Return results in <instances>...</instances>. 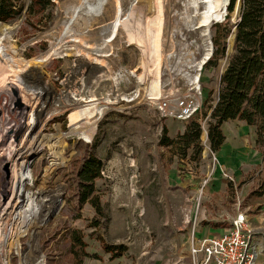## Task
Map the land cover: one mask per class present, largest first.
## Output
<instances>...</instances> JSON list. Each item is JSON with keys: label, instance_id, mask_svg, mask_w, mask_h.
I'll list each match as a JSON object with an SVG mask.
<instances>
[{"label": "rangeland", "instance_id": "obj_1", "mask_svg": "<svg viewBox=\"0 0 264 264\" xmlns=\"http://www.w3.org/2000/svg\"><path fill=\"white\" fill-rule=\"evenodd\" d=\"M111 1L119 3L122 17L138 9L144 19L153 18V26L145 21L153 33L161 14L159 70L152 80L155 97L151 77L146 78L144 54L122 27L99 56L72 49L79 45L75 39L100 45L109 36L115 16L110 4L104 11H92L84 0H54V20L43 30L35 31L22 20L0 22L2 44L14 48L22 59H34L52 45L60 48L54 59L17 74L7 72L0 59V188L10 178L5 163L11 150L35 142L23 185L32 199L8 244V225L5 229L0 247L4 264H73L72 231L93 256L80 255L83 264H198L193 243L219 235L241 212L258 247L254 264H264V195H255L264 190V148L256 143L255 127L238 120L224 123L225 141L217 153L209 149L207 138L200 137L203 149L197 161L170 158L158 146L164 127L174 138L189 121L180 122L161 108L176 93L195 95L202 133L207 132L203 111L216 100L227 58L201 70L196 63L207 49L211 57L217 24L229 31L224 41L226 56L231 55L239 0H234L231 11L226 0L227 17L207 29L198 27L204 5L194 9L193 0ZM105 72L107 76H100ZM196 76L199 88L192 91ZM90 94L93 97L79 102ZM84 107L91 112L80 110ZM85 113L99 120L91 132L74 133L89 127L82 120ZM74 116L78 124L71 126ZM88 153L102 161V178L95 183L104 209L98 227L94 210L89 205L79 208L74 191L76 170ZM27 222L29 229L13 242ZM101 243L127 250L111 259Z\"/></svg>", "mask_w": 264, "mask_h": 264}, {"label": "trees", "instance_id": "obj_2", "mask_svg": "<svg viewBox=\"0 0 264 264\" xmlns=\"http://www.w3.org/2000/svg\"><path fill=\"white\" fill-rule=\"evenodd\" d=\"M233 4L234 0H230L227 8L229 11L232 10ZM55 8L54 0H0V22L12 24L22 20L25 26L35 31L43 30L53 22ZM222 27L221 24L216 25L217 30L212 39L213 52L205 63L215 64L219 59L227 58L219 79L216 100L203 111V116L208 118L209 149L214 153L220 151L225 141L221 127L224 123L234 120L255 127L256 143L264 148V0H240L239 17L234 26L233 51L228 57L224 39L229 31L224 32ZM197 115L190 118L183 131L178 132L174 138L168 136L166 127L163 128L158 146L164 149L170 158H188L190 162L200 158L203 149L200 138L202 128ZM77 124L78 118L74 116L71 126ZM83 139L89 142L87 138ZM56 155L62 157L59 151ZM101 178V159L93 153H88L76 170L74 191L79 208L89 205L94 210L97 216L94 227L99 226L104 213L95 186L96 181ZM255 195L263 196L264 190L256 192ZM28 229L29 222L18 230L13 242H19V237ZM70 236L74 249L70 251L73 264H83L82 256L93 257L85 252V243L76 231H72ZM102 248L111 259L120 258L127 250L123 245L102 244Z\"/></svg>", "mask_w": 264, "mask_h": 264}, {"label": "bare ground", "instance_id": "obj_3", "mask_svg": "<svg viewBox=\"0 0 264 264\" xmlns=\"http://www.w3.org/2000/svg\"><path fill=\"white\" fill-rule=\"evenodd\" d=\"M117 1V0H115ZM84 2L88 5L90 9L95 10L98 9L100 11H104L105 7L110 4L112 5L113 11H114V20L112 22L111 29L109 31V36L102 41L100 45H87L86 41L83 38L75 39L73 38L75 43H78L77 48H72L76 50V53L82 54L85 53L87 55L94 54L96 56H99L102 53V50L105 49V47L110 46V42L114 40V36L118 30L119 27H122L125 32L127 33L129 40L134 43L144 54V66H147V77H151V81L149 84L150 92H155V89L152 85V80L154 77V74L157 73L158 69V59H159V39L157 34L159 31V28H161V17H156L155 20L157 22L156 25L158 28H156V33H153V31L148 30L146 28L145 21L149 20L150 25L154 22V19H144L143 14L140 13L137 10L129 12L125 17L120 16L121 15V8L119 6L118 2H109V0H84ZM199 4L204 5V11L200 14V20H199V28H205L207 29L212 23L220 22L224 19V16H226V0H193V7L194 9L199 6ZM136 9V8H135ZM142 9V8H141ZM240 9V4L237 5L236 10L234 12V15L236 16L238 13V10ZM156 10V8H155ZM201 10V9H200ZM158 11V10H157ZM155 11V12H157ZM143 12V11H142ZM158 13V12H157ZM155 13V14H157ZM161 13V12H160ZM159 14V13H158ZM146 17V16H145ZM161 21V22H160ZM160 23V24H159ZM148 25V23H147ZM153 26V25H152ZM229 44V49L231 47V43H233V36H231ZM112 43V42H111ZM55 45V44H54ZM72 46V45H71ZM76 47V46H75ZM60 48H56L55 46L49 47L44 53H42L40 56L27 60L20 58L17 53L14 52V48L10 47V45L5 47L2 44V39L0 38V59L3 62L2 64L6 68L7 72L11 73H18L20 71H23L29 67L35 66V65H42L50 60L54 59L59 55ZM70 52V51H69ZM210 49L205 50L203 57L196 63L198 70H201L202 67L205 65L207 60L210 57ZM90 58V57H88ZM91 59V58H90ZM94 64L101 65L104 67L101 62H99L97 59H94ZM151 65V66H150ZM103 69V68H102ZM6 73V72H5ZM159 73V72H158ZM7 73V77H8ZM4 76V74H3ZM6 76V75H5ZM12 76V75H9ZM16 76V75H14ZM100 76H107L106 72L102 73ZM13 77V76H12ZM15 79V78H13ZM1 80V78H0ZM194 82L198 81V76H196L194 79ZM5 81V80H4ZM10 83V82H9ZM19 84V83H18ZM154 94V93H153ZM137 96V94H136ZM135 96V97H136ZM89 97H93L91 94L88 97H80L79 102H83L84 100L89 99ZM128 97V96H127ZM155 97V94H154ZM156 99V98H155ZM26 101L27 106L29 107V100L28 98L24 99ZM122 101L129 102L131 100H128L126 98H122ZM163 102V101H162ZM77 103V102H76ZM124 103V102H123ZM161 103V102H160ZM159 103V104H160ZM32 104V103H30ZM37 105V104H35ZM81 106V105H80ZM89 107L91 105H88ZM79 108V107H78ZM162 109H167L168 105L166 103L161 104ZM29 109V108H28ZM31 110H36L33 107L30 108ZM86 112L89 110L91 112V109L88 107H84L83 109H80ZM77 111V110H76ZM35 115V114H34ZM91 115L88 113H85L82 116L83 122H86V124L89 125V127H84L83 129L80 128L79 130L74 131V133H80L81 135L86 134L88 132H91L94 128L95 124L99 120L98 118L95 120H91ZM36 121V120H35ZM38 121V120H37ZM4 126L6 125L3 123ZM3 126V127H4ZM36 127L37 122L34 123V125L30 124V127ZM27 128V127H26ZM32 128L31 130H33ZM86 129L87 131H85ZM25 131V130H24ZM27 131V130H26ZM205 132L206 129H203V133L201 135L202 140H205ZM26 133V132H25ZM88 135V134H87ZM23 137V136H22ZM24 138V137H23ZM22 140V139H21ZM30 141V140H29ZM3 142V141H2ZM24 142V141H23ZM20 145V144H19ZM34 147L35 142L28 143V144H21L18 147H15L11 150V158H9V162L5 163V168L9 169L10 178L6 182H1V196H0V247L4 239V233L5 229L8 225V241L13 237V234L15 233L18 225L22 223V220L25 215V208L27 204L30 202L31 194L28 192V188L23 186L24 182L27 180L26 175L28 174V164L30 159L34 155ZM5 159V158H4ZM6 174V173H5ZM6 177V176H5ZM22 188H24L22 190ZM27 210V209H26ZM8 219L6 222L5 220ZM8 231V230H7ZM7 246V245H6ZM4 258L0 256V264H4Z\"/></svg>", "mask_w": 264, "mask_h": 264}, {"label": "built area", "instance_id": "obj_4", "mask_svg": "<svg viewBox=\"0 0 264 264\" xmlns=\"http://www.w3.org/2000/svg\"><path fill=\"white\" fill-rule=\"evenodd\" d=\"M194 84L192 91L199 88L198 81ZM166 104L164 113L180 122L188 121L201 110L195 95L192 98L187 93L174 94ZM192 253L195 258L199 257L198 264H254L258 247L254 233L247 227L246 214L238 213L219 235L195 241Z\"/></svg>", "mask_w": 264, "mask_h": 264}, {"label": "water", "instance_id": "obj_5", "mask_svg": "<svg viewBox=\"0 0 264 264\" xmlns=\"http://www.w3.org/2000/svg\"><path fill=\"white\" fill-rule=\"evenodd\" d=\"M239 2H240V0H239ZM227 16H224V18H226ZM238 21V20H237ZM234 31H235V29H234ZM233 45H234V36H233ZM231 50H233V46H232V48H231ZM205 135H206V138H207V132L205 133Z\"/></svg>", "mask_w": 264, "mask_h": 264}, {"label": "crops", "instance_id": "obj_6", "mask_svg": "<svg viewBox=\"0 0 264 264\" xmlns=\"http://www.w3.org/2000/svg\"><path fill=\"white\" fill-rule=\"evenodd\" d=\"M183 129H184V128H183ZM183 129H182V130H183Z\"/></svg>", "mask_w": 264, "mask_h": 264}]
</instances>
